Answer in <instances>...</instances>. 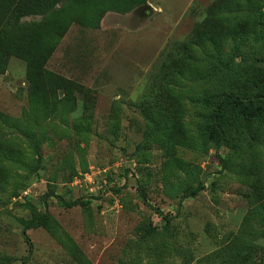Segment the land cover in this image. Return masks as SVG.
Wrapping results in <instances>:
<instances>
[{"label":"rangeland","instance_id":"rangeland-1","mask_svg":"<svg viewBox=\"0 0 264 264\" xmlns=\"http://www.w3.org/2000/svg\"><path fill=\"white\" fill-rule=\"evenodd\" d=\"M263 73L264 0H0V264H264Z\"/></svg>","mask_w":264,"mask_h":264},{"label":"trees","instance_id":"trees-1","mask_svg":"<svg viewBox=\"0 0 264 264\" xmlns=\"http://www.w3.org/2000/svg\"><path fill=\"white\" fill-rule=\"evenodd\" d=\"M204 104L210 109V124L206 130V137L211 141L217 150L226 143V127L230 117L245 121L250 127L253 120L264 114V73L256 76L251 84L249 91H230L228 93H219L204 98ZM224 165V160L219 156ZM202 187V186H199ZM197 189H191L188 195L196 194ZM46 197H54L64 207L79 205L85 207L91 203L88 200H78L66 202L63 198L52 191L46 194ZM46 215H37L31 220L26 229H35L47 224Z\"/></svg>","mask_w":264,"mask_h":264}]
</instances>
